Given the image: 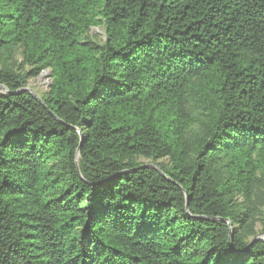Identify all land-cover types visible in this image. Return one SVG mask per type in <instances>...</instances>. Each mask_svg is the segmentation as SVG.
<instances>
[{"label": "trees", "instance_id": "trees-1", "mask_svg": "<svg viewBox=\"0 0 264 264\" xmlns=\"http://www.w3.org/2000/svg\"><path fill=\"white\" fill-rule=\"evenodd\" d=\"M0 85V264H264V0H0Z\"/></svg>", "mask_w": 264, "mask_h": 264}, {"label": "rangeland", "instance_id": "rangeland-1", "mask_svg": "<svg viewBox=\"0 0 264 264\" xmlns=\"http://www.w3.org/2000/svg\"><path fill=\"white\" fill-rule=\"evenodd\" d=\"M91 34L97 35L99 40L104 39V29L102 26L94 27L91 30ZM50 85L49 73L47 71L43 72L38 78L30 80L26 89L33 96H37L48 89ZM146 164H149L148 162Z\"/></svg>", "mask_w": 264, "mask_h": 264}, {"label": "water", "instance_id": "water-1", "mask_svg": "<svg viewBox=\"0 0 264 264\" xmlns=\"http://www.w3.org/2000/svg\"><path fill=\"white\" fill-rule=\"evenodd\" d=\"M0 89L2 90V92H7V90L5 89V87H3V86H1V85H0ZM25 91H27L26 88H24V89L18 91L17 94H18V93H21V92H25ZM35 97H37V96H35ZM80 137H81V135H80ZM75 164L77 165V155H76ZM141 168H153V166H152V165H146V166H143V167H141ZM156 170H157V169H156ZM157 171H158V170H157ZM160 174H161V173H160ZM222 221H224V220H222ZM230 236H231V233H230ZM256 239L261 240V241H264V235H259V236L256 237Z\"/></svg>", "mask_w": 264, "mask_h": 264}]
</instances>
